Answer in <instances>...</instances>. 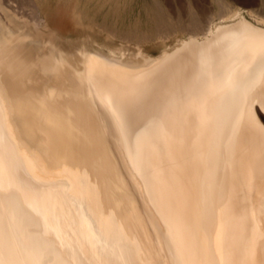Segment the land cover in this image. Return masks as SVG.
<instances>
[{
	"label": "bare ground",
	"instance_id": "6f19581e",
	"mask_svg": "<svg viewBox=\"0 0 264 264\" xmlns=\"http://www.w3.org/2000/svg\"><path fill=\"white\" fill-rule=\"evenodd\" d=\"M65 1L0 0V264H264V0Z\"/></svg>",
	"mask_w": 264,
	"mask_h": 264
},
{
	"label": "rangeland",
	"instance_id": "374dc122",
	"mask_svg": "<svg viewBox=\"0 0 264 264\" xmlns=\"http://www.w3.org/2000/svg\"><path fill=\"white\" fill-rule=\"evenodd\" d=\"M106 2H107V0H105ZM115 1V0H114ZM113 1V2H114ZM143 1H147V0H132L131 1V3H130V8L132 9V10H134L133 11V13H131L132 14V17L133 16H135V14L138 12V9L141 7V4H142V2ZM183 1V2H182ZM170 0V3H171V5L172 6H175V5H178V6H184V4H185V1L184 0ZM242 1H244V2H248V3H250V5H251V8H253V9H259L261 6H262V4H263V1H259V0H242ZM253 1V2H252ZM123 1L121 0V2L119 3L120 5L121 4H123L122 3ZM197 2H198V4L201 6V7H203L204 9H205V11H206V13H209L210 11H212V6H211V4H210V0H197ZM200 2H202L203 4H200ZM259 4H258V3ZM173 3V4H172ZM174 3H176V4H174ZM207 3V4H206ZM205 4V5H204ZM210 4V5H209ZM254 4V5H253ZM48 5H49V10H51V11H49V19H50V26L51 27H54L55 29H57L58 30V32L61 34V35H63V36H66L67 34L68 35H71V36H76V37H78V36H80L81 34L79 33H76L75 31H73L70 27H69V25H68V23H67V17H66V12H67V8H68V4H67V2L65 1V0H48ZM111 5H113V3H110L109 5H108V3H105V4H103L102 5V7H101V12H99V11H97V13L96 12H94V10L93 9H91L90 10V12H89V16H92V17H97V19H98V21L99 22H112V20L113 19H111V14H109V15H107V16H105L102 12H105V11H107V10H111L112 8L110 7ZM138 5V6H137ZM182 6V7H183ZM57 7V8H56ZM210 7V8H209ZM55 8H56V10H55ZM53 10V11H52ZM59 10V11H58ZM131 10V11H132ZM210 10V11H209ZM260 10V9H259ZM57 12V13H56ZM59 12H61V13H59ZM64 12V13H63ZM124 17V16H123ZM124 19H125V17H124ZM115 20V21H114ZM113 21H114V23L116 22V23H120V22H128V20L127 19H125V21H123L122 19H114ZM129 20H131L132 21V18L130 19L129 18ZM56 21V22H55ZM156 53H157V51L155 50V49H152V50H150V54H152V55H156Z\"/></svg>",
	"mask_w": 264,
	"mask_h": 264
}]
</instances>
